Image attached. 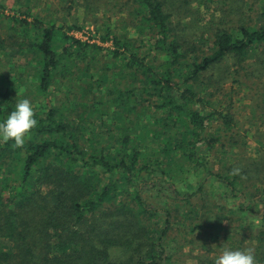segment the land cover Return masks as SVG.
Masks as SVG:
<instances>
[{
	"label": "trees",
	"instance_id": "16d2710c",
	"mask_svg": "<svg viewBox=\"0 0 264 264\" xmlns=\"http://www.w3.org/2000/svg\"><path fill=\"white\" fill-rule=\"evenodd\" d=\"M129 1L124 33L102 26L108 47L34 6H0V122L20 98L37 120L23 147L0 140V264H170L175 224H210L204 196L264 264V154L241 164L235 119L210 100L228 63L264 86V0L259 25V0H217L236 22L215 0L194 13L193 0ZM183 9L206 15L188 24Z\"/></svg>",
	"mask_w": 264,
	"mask_h": 264
},
{
	"label": "rangeland",
	"instance_id": "374dc122",
	"mask_svg": "<svg viewBox=\"0 0 264 264\" xmlns=\"http://www.w3.org/2000/svg\"><path fill=\"white\" fill-rule=\"evenodd\" d=\"M247 1L253 2L252 0ZM225 2L221 3L215 0L214 3L209 5L212 7L210 10L222 7L225 15L218 12L219 15L221 17L223 15L226 20L236 22V14L234 12L229 13L230 7L227 4L230 2ZM197 3L198 0H193L190 3L189 8L193 10L191 12H195L194 9H196ZM131 5L132 3L129 0H31L30 2L29 0H0V6H4L2 14L5 17L13 16V6H34L35 13L54 20L59 25H78L81 30L75 31L74 34L77 38L83 42L96 43L103 47H108L110 44L101 43L102 26H115L116 33H124V27L131 20ZM251 5L255 13L253 25H259L255 15L256 12L260 13L259 8L262 5V0L253 2ZM70 6H72L71 9ZM190 10L185 13L183 9L180 16L188 24L194 19L205 18V13L193 18L190 15ZM5 17L0 18V34H4L5 29L10 26V21L6 20ZM150 45L151 43L146 41L140 47L145 51L150 48ZM3 64L6 65V68L3 70L0 68L2 73L9 67L8 63ZM227 66H231L229 78L219 85L213 83L214 87H211L210 92L214 93V97L210 100L216 102L218 109H224V111L232 113L235 119L233 130L236 134L235 139L237 138L240 143H244L241 144V147H233L232 152L238 153L240 163L244 164L240 158H255L258 156V150H261V155L264 154V86L259 83L257 78L251 79L245 76L248 73L247 70L238 71L239 74H233L238 69L232 67L231 63H228ZM225 67L226 64H223L221 67L214 69L213 73L209 74L212 76V80L222 73ZM260 81L263 82L264 77ZM221 197L219 194L213 201L218 206L229 207L228 202ZM204 199L201 201L194 200L200 202L196 206L200 212H203L202 208H208L209 212L212 211L213 218L209 221L210 224L207 225L203 219L197 220L194 225L187 220H179L170 232L171 237L175 238V242L170 244L174 247L170 264H215L216 258L226 247L234 250H248V237L244 234V236L241 235V229L231 228L230 220L223 221L225 227L218 229L217 222H215L217 210L211 206L204 207V204H206ZM118 252V250H111V255L118 256Z\"/></svg>",
	"mask_w": 264,
	"mask_h": 264
},
{
	"label": "clouds",
	"instance_id": "9594fccd",
	"mask_svg": "<svg viewBox=\"0 0 264 264\" xmlns=\"http://www.w3.org/2000/svg\"><path fill=\"white\" fill-rule=\"evenodd\" d=\"M36 125L32 101L29 98H20L14 109L0 122V140L12 141L16 147H23L26 138ZM215 264H256V260L250 250H234L226 247L216 258Z\"/></svg>",
	"mask_w": 264,
	"mask_h": 264
}]
</instances>
